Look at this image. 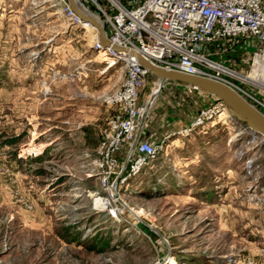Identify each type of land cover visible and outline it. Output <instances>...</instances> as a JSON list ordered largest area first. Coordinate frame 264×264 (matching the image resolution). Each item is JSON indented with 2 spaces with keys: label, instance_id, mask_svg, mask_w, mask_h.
<instances>
[{
  "label": "rangeland",
  "instance_id": "obj_1",
  "mask_svg": "<svg viewBox=\"0 0 264 264\" xmlns=\"http://www.w3.org/2000/svg\"><path fill=\"white\" fill-rule=\"evenodd\" d=\"M97 35L60 0H0V264H264V140L198 88L165 81L144 111L148 73L136 134L162 149L102 184L97 149L117 112L105 97L126 69ZM224 48L212 58L248 73L252 51Z\"/></svg>",
  "mask_w": 264,
  "mask_h": 264
},
{
  "label": "built area",
  "instance_id": "obj_2",
  "mask_svg": "<svg viewBox=\"0 0 264 264\" xmlns=\"http://www.w3.org/2000/svg\"><path fill=\"white\" fill-rule=\"evenodd\" d=\"M82 1L83 9L102 23L109 42L101 48L95 39L94 47L100 54L108 52L101 55L108 57V65L126 69L120 87L105 97L117 112L109 118L97 149L103 185L108 186L111 175L113 182L123 183L162 149L163 141L140 139L136 134L143 116L141 89L148 74L136 54L157 67L223 82L264 114V0ZM60 2L72 23L90 24L79 19L66 0ZM227 42L252 51L248 73L212 58ZM113 45L123 50L114 51ZM110 56L117 57L118 63ZM203 121L198 118L194 124Z\"/></svg>",
  "mask_w": 264,
  "mask_h": 264
},
{
  "label": "water",
  "instance_id": "obj_3",
  "mask_svg": "<svg viewBox=\"0 0 264 264\" xmlns=\"http://www.w3.org/2000/svg\"><path fill=\"white\" fill-rule=\"evenodd\" d=\"M67 2L79 19L89 22L97 29L101 48H105L109 42L102 23L84 12L82 5L76 0H67ZM112 49L114 51L123 50L122 47L117 45H113ZM136 58L139 66L157 77L159 89L165 81L182 82L198 88L222 101L233 117L243 122L255 136H260L264 140V114L227 84L207 77L157 67L137 54ZM115 188L116 181L113 184V189Z\"/></svg>",
  "mask_w": 264,
  "mask_h": 264
},
{
  "label": "bare ground",
  "instance_id": "obj_4",
  "mask_svg": "<svg viewBox=\"0 0 264 264\" xmlns=\"http://www.w3.org/2000/svg\"><path fill=\"white\" fill-rule=\"evenodd\" d=\"M83 7V6H82ZM82 10L84 11V12H86V13H88L86 10H84L83 8H82ZM90 15V14H89ZM93 18H95L97 21H99L100 22V20L98 19V18H96L95 16H93ZM82 23V22H81ZM81 25H84V26H91L90 24H81ZM108 52H105V53H103L102 55H104V54H107ZM107 57V56H106ZM111 57V56H110ZM112 59H114V58H117V57H111ZM114 61L115 62H118L117 60H115L114 59ZM159 91V81L157 80L156 81V83L153 85V92H152V95L150 96V97H148V100H147V102H146V105H145V108H144V111H145V109H147V107H148V102L150 103V101L153 99V97L157 94V92ZM227 115V111L226 110H223L222 112H220V114L217 116L218 117V119H222V118H224L225 116ZM94 201H95V203L96 204H98L100 207H106V205H107V200H105V198H101V197H96L95 199H94ZM166 262L168 263V264H175V262H174V259L171 257V256H169V257H167V259H166Z\"/></svg>",
  "mask_w": 264,
  "mask_h": 264
},
{
  "label": "crops",
  "instance_id": "obj_5",
  "mask_svg": "<svg viewBox=\"0 0 264 264\" xmlns=\"http://www.w3.org/2000/svg\"><path fill=\"white\" fill-rule=\"evenodd\" d=\"M179 84V83H178ZM149 135V134H148ZM146 136V138H148L147 140H149V141H153V140H155L154 138L155 137H153L152 135H149V136Z\"/></svg>",
  "mask_w": 264,
  "mask_h": 264
}]
</instances>
